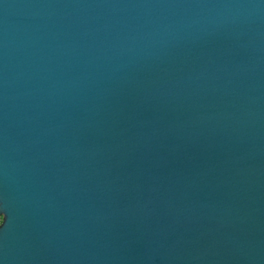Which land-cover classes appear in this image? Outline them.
<instances>
[{
	"label": "water",
	"instance_id": "obj_1",
	"mask_svg": "<svg viewBox=\"0 0 264 264\" xmlns=\"http://www.w3.org/2000/svg\"><path fill=\"white\" fill-rule=\"evenodd\" d=\"M0 264H264V0H0Z\"/></svg>",
	"mask_w": 264,
	"mask_h": 264
},
{
	"label": "clouds",
	"instance_id": "obj_2",
	"mask_svg": "<svg viewBox=\"0 0 264 264\" xmlns=\"http://www.w3.org/2000/svg\"><path fill=\"white\" fill-rule=\"evenodd\" d=\"M3 215H4V214H3ZM4 217H5V215H4ZM4 223H5V219H3L2 221H0V226H3Z\"/></svg>",
	"mask_w": 264,
	"mask_h": 264
},
{
	"label": "snow or ice",
	"instance_id": "obj_3",
	"mask_svg": "<svg viewBox=\"0 0 264 264\" xmlns=\"http://www.w3.org/2000/svg\"><path fill=\"white\" fill-rule=\"evenodd\" d=\"M0 218H4V215H3V213H0Z\"/></svg>",
	"mask_w": 264,
	"mask_h": 264
},
{
	"label": "built area",
	"instance_id": "obj_4",
	"mask_svg": "<svg viewBox=\"0 0 264 264\" xmlns=\"http://www.w3.org/2000/svg\"><path fill=\"white\" fill-rule=\"evenodd\" d=\"M3 220V218H0V221H2Z\"/></svg>",
	"mask_w": 264,
	"mask_h": 264
}]
</instances>
